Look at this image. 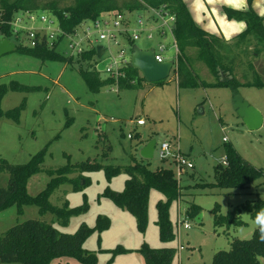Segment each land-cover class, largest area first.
Here are the masks:
<instances>
[{"label":"rangeland","instance_id":"1","mask_svg":"<svg viewBox=\"0 0 264 264\" xmlns=\"http://www.w3.org/2000/svg\"><path fill=\"white\" fill-rule=\"evenodd\" d=\"M183 1L195 23L208 18L207 24L216 22L219 31L228 33L214 15L210 17L205 12L202 1L207 4L206 0ZM70 2L72 0H57L59 6ZM43 11L51 17L49 11ZM124 14L131 29L141 27L139 18L145 22L142 26L152 27V38L146 37L148 31L138 30L134 45L142 49L153 48L156 52L163 45L164 58H175L172 34L166 29L165 34L159 33V18L149 20L148 10ZM87 30L94 45H107L105 40L98 39L90 20L76 28L79 35ZM11 39L16 45L30 47L26 38H22L21 43ZM67 44L64 39L56 50L68 57L71 51ZM109 47L115 59H118L119 47L124 48L113 44ZM253 47V41L249 42V53L254 48L260 53L249 55L248 61L241 57L235 75L240 80L243 70L248 79L254 81L257 78L264 82V48L258 42ZM193 53L192 49H187L186 55L192 58ZM129 54L130 49L126 57ZM69 57H72L71 61L51 57L42 59L17 49L0 56V86L5 89L0 105L2 110L17 108L16 118L0 117V160L24 164L37 157L35 162L41 168L26 180V191L30 196L41 192L51 177L65 180L49 196V202L63 209L65 212L61 213L64 215L42 214L32 203L23 205L20 210L11 205L0 211V234L26 219L46 221L64 233H74L84 224L92 230L83 238L80 247L94 254L95 264H146L140 251L144 244L156 249L174 246L171 264H210L214 253L228 250L233 239L252 236L256 226L249 212L241 211V225L218 227L214 225L212 213L214 206L225 214L248 200L264 199V121L258 129L246 128L232 108L229 86L178 87L174 80L167 82L166 79L139 88L118 89L116 85L106 83L108 75L100 71L102 83L92 87L84 78L85 61L76 54ZM193 65L198 78L210 80L211 74L204 64L203 67ZM249 65H252L251 70ZM173 75L174 70H171L168 78ZM237 90L264 118V86L242 85ZM138 118L144 120L143 125L135 124ZM128 134H132V138ZM152 138L157 144L155 152L151 159H143V163L152 170L170 169L185 193L183 200L172 201L168 208L175 233L170 242L160 239L156 224V203L165 200L160 191L149 190L144 231L138 229L130 212L103 194L106 188L116 192L124 189L128 173L123 168L142 159L138 153L139 143ZM162 141L169 142L171 151L178 150L193 167L180 172L174 157L159 158L156 151ZM228 145L261 170V176L243 190L214 185L215 167L221 162ZM86 161L108 167L119 165L121 169L108 179L103 167L78 168ZM7 181L8 173H0V187L6 186ZM81 181L84 183L80 184ZM191 202L200 206V222L185 214ZM178 216L189 224V228L177 226ZM100 226L105 227L100 229ZM48 264L90 263L62 255L52 258Z\"/></svg>","mask_w":264,"mask_h":264},{"label":"trees","instance_id":"2","mask_svg":"<svg viewBox=\"0 0 264 264\" xmlns=\"http://www.w3.org/2000/svg\"><path fill=\"white\" fill-rule=\"evenodd\" d=\"M252 0H247V9H234L222 6V12L229 20H241L245 22V29L237 34L232 40L226 41L222 37L211 34L197 25L189 15L183 0H72L70 4L59 6L57 0H0V10L4 19L9 20L13 14L20 10H47L56 16L60 27L70 33L86 20H94L102 13L118 11L120 13L134 10L146 11L148 8H159L163 6L174 15V27L172 35L178 48L176 68H173L178 87H194L202 85H226L238 88L242 85L264 86V82L256 78L252 81L247 78L246 72H241L240 80L235 72L239 69L240 58L248 61L249 55L257 56L260 50L255 43H261L264 48V16L255 13L250 7ZM8 26H2L0 37H10ZM252 37V38H250ZM253 41L254 49L249 53L247 46ZM130 46L133 41L128 40ZM17 50L30 52L40 58H58L63 61H71L72 57L60 54L54 48L37 44L33 47L16 45ZM244 48H241V47ZM187 49L194 51L193 57L186 55ZM95 47L83 51L78 57L85 61L84 78L92 87L101 85L99 74L96 69ZM191 60L204 64L213 77L208 82L198 78L191 66ZM250 60V59H249ZM250 61L248 62V64ZM252 69V65H249ZM125 76L119 78L118 89L139 88L143 78L139 71L130 65L124 68ZM229 76L228 81L220 80V73ZM247 78V79H246ZM162 80L155 83H161ZM106 83L113 84L114 80L108 77ZM149 83V84H155ZM4 88L0 86V102L4 94ZM17 108L2 110L0 105V117L6 116L16 118ZM132 138V137H131ZM227 164H218L215 167L214 185L220 188L245 189L249 183L261 176L260 168H257L244 160L238 152L228 145L225 148ZM36 156L24 164H10L4 159L0 160V173H8L6 186L0 187V211L11 205L20 208L25 204H34L40 213L50 212L58 216L64 215L63 209L53 206L49 202V196L63 182L57 176L51 177L47 186L35 196H30L26 191V180L28 176L38 171L41 166L36 163ZM143 159L136 161L123 169L128 173L125 187L116 192L110 189L104 190V195L110 197L118 207L130 212L140 231H144L147 222V203L149 190L151 188L160 191L165 200L156 203V224L159 229V237L162 241L170 242L175 238L173 223L169 218L168 208L174 200H183L182 187L170 169H150ZM75 167V166H74ZM103 167L109 179L121 169V166L99 165L89 161L79 164L80 169H93ZM76 168V167H75ZM76 188V187H74ZM264 208V199L257 198L246 201L241 206L234 207L227 213L222 214L214 206V225H241V211H247L252 217L258 210ZM200 212V206L190 203L185 211L189 217H195ZM105 226H100L103 228ZM91 228L82 224L74 233H64L55 229L51 224L40 219H26L9 227L0 234V264H48L52 258L62 255H71L77 259L94 263V254L81 249L83 238L91 232ZM140 251L146 264H171L175 248L165 246L159 249L144 244ZM210 264H264V242L259 239V231L254 229L249 239L235 238L230 242L228 250H218L214 253Z\"/></svg>","mask_w":264,"mask_h":264},{"label":"built area","instance_id":"3","mask_svg":"<svg viewBox=\"0 0 264 264\" xmlns=\"http://www.w3.org/2000/svg\"><path fill=\"white\" fill-rule=\"evenodd\" d=\"M37 11L38 10H20L15 12L9 20H6L3 18L2 11L0 10V34H2V26L6 25L10 31V40L13 38L18 43H21L22 38H26L30 47L36 46L37 44H43L46 47L54 49H56L57 46H60L58 44H62L63 40L65 39L68 43L66 46L71 51L69 56H73V54L79 56L83 51L90 47L96 48V45H94L89 39L90 34L88 33V30L86 32L84 31L81 35H79L76 30L68 33L60 27L56 16L50 13V17L45 14V11L41 10L39 13H37ZM148 11L150 12L148 17L149 20L156 21L158 18L161 20L160 25L157 26L160 29L159 33L161 35L166 33L165 29L172 34V25H174L175 20L172 13H170L163 6L159 8L150 7L148 8ZM109 15L112 16L109 18ZM91 22L94 27V31L97 33L98 39L105 40L107 42L106 46L102 45L104 48L102 58H108L109 60L104 65L102 71L107 73L108 77L114 80L113 84L117 86L119 78L125 76L124 68L129 65V57H126V52L128 49H131V46L129 45L128 40L134 42V40L138 38V30L148 31L146 37L149 39L152 38V27L142 26L145 22L139 18L138 23L141 25V27L138 30L131 29L129 25L130 22L125 17V14L118 11L104 12L96 19L91 20ZM111 44L115 46H124V48L119 47V52L117 55L118 59H115L113 56H111V49L109 47ZM173 45L175 47V58L172 59L174 61L173 68H176V59L179 52L174 37ZM159 47L160 48L158 52L154 50V58L157 62L166 60L162 55L163 45H160ZM135 124L138 126L143 125L144 120L142 118H138L136 119ZM128 137L131 138L132 134H128ZM156 146L157 144L155 145V148ZM156 152L161 159L169 156L174 157L176 166L180 172L185 168L193 167L192 162L185 156L181 155L178 150L174 152L171 151L169 142H160ZM220 163L222 165L227 164L225 155L222 156ZM176 224L178 227L182 226L183 228H189V224L184 222L183 219H180L179 216L176 220ZM178 247L179 249H182L181 244H179Z\"/></svg>","mask_w":264,"mask_h":264},{"label":"water","instance_id":"4","mask_svg":"<svg viewBox=\"0 0 264 264\" xmlns=\"http://www.w3.org/2000/svg\"><path fill=\"white\" fill-rule=\"evenodd\" d=\"M174 27V25H172ZM17 49L16 44L7 37H0V56ZM96 58L99 62L96 65L98 71H102L104 65L108 62V58H102L104 48L101 44L96 45ZM129 65L139 71L143 80L147 83H155L166 80L174 67L172 59H166L157 62L154 58V49H142L137 45H132L129 54ZM230 79L225 73H220V80L225 82ZM231 103L232 108L241 118L242 122L249 130L258 129L264 118L258 109L249 104L247 100L238 92L237 88L231 89ZM156 145L155 139H149L145 144L139 148V156L142 159H151L154 154ZM84 182L81 181L80 184ZM202 214L199 212L195 217V221L200 222Z\"/></svg>","mask_w":264,"mask_h":264},{"label":"crops","instance_id":"5","mask_svg":"<svg viewBox=\"0 0 264 264\" xmlns=\"http://www.w3.org/2000/svg\"><path fill=\"white\" fill-rule=\"evenodd\" d=\"M206 2H207V4L202 1L203 5L205 4V6H206L205 12L210 17H212L214 15L217 18L218 23L223 25L226 28V30H228V33L224 32V34H223L221 31H219L218 25L216 24V22H214V25L207 24L206 21H208V18H207V20H203V22L201 21L200 23L197 22L198 24L196 23L202 29H204L205 31H207L211 34L222 37L226 41L232 40L237 34H239L241 31H243L245 29L246 25H245L244 21L227 19L226 16L222 12V6L227 5V6H231V8L232 7H238L240 9H247L249 7L247 0H228V1L206 0ZM184 4L186 5L185 2H184ZM186 7H187V5H186ZM250 7L252 8V10L255 13L264 16V0H252V2L250 3ZM92 62L96 63V64L99 62V60L96 58V54H95V58ZM193 64H200V66L203 67V64L201 62H197L196 60H192V63H191L192 67H194ZM201 71L203 73L204 70H201ZM209 77H210V80L208 82L213 81L212 75ZM167 79H168L167 82H170L171 80H174L176 82L175 74L171 78H167ZM148 84L149 83L143 81V82H141L140 86L143 87V86L148 85ZM176 84H177V82H176ZM151 85H153V84H151ZM147 141H148V139L141 141L139 143V148L143 144H145Z\"/></svg>","mask_w":264,"mask_h":264},{"label":"clouds","instance_id":"6","mask_svg":"<svg viewBox=\"0 0 264 264\" xmlns=\"http://www.w3.org/2000/svg\"><path fill=\"white\" fill-rule=\"evenodd\" d=\"M253 223L259 231L260 241L264 242V208L256 212Z\"/></svg>","mask_w":264,"mask_h":264}]
</instances>
